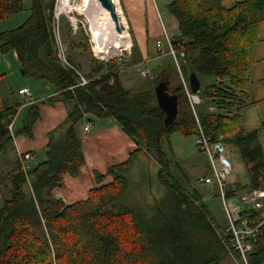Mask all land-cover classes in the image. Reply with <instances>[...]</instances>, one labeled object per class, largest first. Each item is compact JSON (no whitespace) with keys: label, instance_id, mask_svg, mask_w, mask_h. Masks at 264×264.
I'll return each mask as SVG.
<instances>
[{"label":"trees","instance_id":"16d2710c","mask_svg":"<svg viewBox=\"0 0 264 264\" xmlns=\"http://www.w3.org/2000/svg\"><path fill=\"white\" fill-rule=\"evenodd\" d=\"M27 9L20 24L0 31V52L14 51L25 74L50 83L60 99L74 100V106L49 132L40 160L17 155L16 167L0 175V264H219L230 251L226 223L212 217L174 154L179 176L173 174L161 138L174 132L197 136L199 124L238 152L248 173L242 188L248 192L262 188L264 153L257 130L242 126L239 112L250 92L254 28L264 0H243L231 6L221 0H170L168 10L179 31L170 42L183 55L186 80L191 72L198 76L201 85L196 94L202 103L197 106L198 119L184 111L168 127L154 89H126L114 62L95 65L90 81L78 85L76 73L58 57L54 0H29ZM23 10V0H0V21ZM77 44L83 46V40ZM133 57L130 66L141 60L139 53ZM181 92L179 82L173 93ZM205 105L215 110L208 111ZM19 106L17 102L0 109V150L15 149L3 127ZM88 112L114 117L136 148L106 173L96 172L97 185L85 199L66 204L54 195V189L65 174L77 176L85 162L76 127L82 113ZM142 153L152 154L158 166L153 180L142 169L134 190L127 172ZM107 175L111 180L104 182ZM225 190L226 197L235 195L229 187ZM263 257L264 235L249 260L256 264Z\"/></svg>","mask_w":264,"mask_h":264},{"label":"crops","instance_id":"0c3cea01","mask_svg":"<svg viewBox=\"0 0 264 264\" xmlns=\"http://www.w3.org/2000/svg\"><path fill=\"white\" fill-rule=\"evenodd\" d=\"M221 1L224 6H231L235 2L243 0ZM116 2L124 14L123 19L124 23L127 24L125 26H127L126 29L128 30L130 39L134 41L141 57L140 62L130 67L149 65L152 68L154 63L157 67L160 66V62L169 56H158L156 40L159 38L165 40V37L170 40L172 36L177 35L179 32L177 20L168 10L170 0H116ZM116 2L114 0V3ZM261 14V18L256 22L254 28L252 66L250 69V92L246 104L241 108L239 114L242 126L246 129L257 130L258 140L264 153V9ZM129 44V37L126 35L119 43L120 49L129 46ZM80 48L81 46L77 44L76 49L81 50ZM77 63L80 65L79 62ZM103 72L101 71L100 73ZM89 74H92V69L89 70ZM120 80L122 83L121 76ZM130 81L132 82V80H127V82ZM155 85L153 83V86ZM22 88H27L29 95L19 94L18 91ZM125 88L134 92L145 91ZM45 89L46 94L38 98L31 96L30 88L26 85H18L15 91L11 90L4 92L5 94L3 93L4 96L2 95L0 109L19 102L20 106L15 113L17 115L16 121L19 120L22 111H24V116L21 120L20 127L15 131V140L13 142L15 149L11 150L13 159L8 158L7 162L6 158H0L1 163H6L5 169L0 172V175H5L16 167L17 155L19 154L29 152L33 155L31 161H37V152L44 153L46 149L49 132L56 129L73 110L74 100L60 99L58 97V90L49 83H47ZM2 102L3 105H1ZM33 116L36 118L31 124V127H29L28 123L30 119L34 118ZM82 119L83 122L79 121L76 128L82 141L85 162L80 167L77 176L65 174L63 176V183L54 189V195L66 204L85 199L89 190L97 185L95 179L96 172L100 174L106 173L109 166L124 162L128 158L129 153L136 148L133 139L122 129L114 117H96L93 113L88 112L82 113ZM87 124L89 125V129L85 131L84 126ZM27 129H29L30 134L26 132ZM229 148L231 149L232 147ZM190 168L193 169L194 165H190ZM184 171L189 177L188 172L185 169ZM200 174L198 178L206 176L209 173L202 172ZM110 180L111 176L107 175L104 182H109ZM247 182L248 180L240 182L232 179L229 182L226 181V189L229 187L235 192L234 196L238 195L237 197H239L242 186ZM202 184L205 187L194 185L199 190L201 199L202 194L205 191L209 192L214 185ZM208 185L210 188H208ZM230 202L233 203L231 199ZM234 202L237 203L239 201L235 199ZM1 203L2 201L0 199V205ZM241 205H238L239 209H243Z\"/></svg>","mask_w":264,"mask_h":264},{"label":"rangeland","instance_id":"374dc122","mask_svg":"<svg viewBox=\"0 0 264 264\" xmlns=\"http://www.w3.org/2000/svg\"><path fill=\"white\" fill-rule=\"evenodd\" d=\"M81 2L82 0H72L74 6L81 4ZM83 2L86 4L87 0L86 2L85 0ZM23 3L25 5V10L8 17L3 21H0V31L15 27L25 19L28 14L27 7L29 5V0H23ZM58 3L59 0H54V32L56 33L57 37L56 44L60 62L61 56L65 55V57L69 59L75 66H77L79 71L87 78L91 76V74L88 75L89 70L93 69L95 65L103 64L106 66L110 62H114V65L119 70V76L122 77L123 85L136 91L150 90L154 87L153 82H155L156 84L159 81H168L170 93L174 92V88L179 82L183 86L181 76L183 75L185 79L186 77L184 76L181 69V62L183 61L182 53H180L179 55L176 52L177 62L171 56L166 55L169 57L161 61L160 66L158 67L155 63L152 68L149 65L130 67L129 62L132 58H134V55H138V52L132 47L133 42L130 39L128 30L126 29L127 26L125 25L127 24L124 23V14L121 12V9L117 2L114 3V5L121 12L123 21V24H121V26L124 32L122 34H118L114 29H112L110 32H108V35L102 38L94 33L104 32L107 28L100 26L94 28L91 27L93 25L90 20L91 16L89 12H80L79 10L73 8H66L65 10L58 11ZM126 35H128L129 37V46L117 50V44L120 43V41ZM73 36L75 37V40L72 41L71 37ZM79 39L83 40V46H81L80 48L81 50L76 49ZM72 57L73 60H71ZM76 61L79 62L80 65H78ZM169 63L171 64V68L168 66ZM105 70L106 69L102 71ZM143 71L146 75H142ZM127 80H132V82H127ZM45 82L46 81L43 79L25 74L14 51L10 50L5 53L0 52V102L4 96V92H9L11 90L15 91L18 85H26L27 87H29L31 96L34 98L44 96L46 94L45 88L47 87V83ZM197 96L198 102L192 107L190 99L187 96V93L185 92L183 86V93L181 92L178 95V118L184 111L193 113L194 110L197 113V106H200L202 103L201 97L199 95ZM3 102L1 105H3ZM204 109L208 111L215 110V108L211 105H205ZM23 116L24 111H22V113L20 114L19 120L16 121L15 131L18 127H20ZM80 122H83V119H81ZM161 143L172 161L173 174L179 176V172L173 162L174 160L172 154H174L180 166L186 171L190 168V165H194L193 169L190 168L189 171H187L190 177V181L193 185H196L198 187H205L201 182L198 183L196 180L201 175L200 173L207 172L210 174L211 170L205 155L198 150L195 135L184 136L180 132H174L168 138H161ZM226 149L228 150V154L233 166L232 171L230 175H228L226 181L229 182L230 180L234 179L236 181L245 182L246 180H248V173L245 163L241 160L236 150L232 148L230 149L227 146ZM43 155L44 153L38 151L36 156L37 161L40 160ZM12 156L13 153L10 147H7L5 150H0V158H6L7 162L8 158L13 159ZM154 158L155 157L152 154L142 153L135 160L134 164L128 169L127 174L133 181L134 190H136L138 187V184L135 180L139 179V175L143 170H147L148 173L150 172V175H152V180L155 179V170L158 165ZM5 166L6 163L0 162V172L5 169ZM214 186L215 185L212 186L209 192L205 191L202 194V201L206 202V204L208 205L212 217L215 218V220L219 224L223 225L226 223L223 204L220 195L218 194L217 187ZM208 188H210L209 185ZM160 189L162 190V188ZM259 190L264 191V182L262 183V188ZM251 193L252 191L248 192L245 188H242L240 194L237 192V194H239V197H237L238 195L231 197L230 199L233 202L232 205H234V209L239 210V204H242V208L247 207L248 204L242 203L241 198L243 196H248V194ZM235 199H237L239 202H234ZM256 200L264 201V197L256 198ZM219 264L243 263L234 252L229 251L228 254L220 260Z\"/></svg>","mask_w":264,"mask_h":264},{"label":"built area","instance_id":"2783aa9c","mask_svg":"<svg viewBox=\"0 0 264 264\" xmlns=\"http://www.w3.org/2000/svg\"><path fill=\"white\" fill-rule=\"evenodd\" d=\"M115 8L118 12L120 22L123 24L121 12L116 6ZM155 43L159 56L169 55L177 62L176 50L167 37H165V40L157 39ZM61 63L65 68L76 73L78 76V85L84 86L90 81V78L85 77L79 71L78 67L67 59L65 55L61 56ZM142 75H146L144 71L142 72ZM181 78L184 90L193 107L194 104L198 102V96L190 91L189 82L183 77V75ZM18 93L27 96L29 95V90L27 88H22ZM193 113L195 118L198 119L194 110ZM16 116V114L9 115L8 122L3 127L12 138L13 142L15 140ZM88 129L89 125L87 124L84 126V130L87 131ZM196 145L198 150L205 154L211 170L210 174L202 176L198 180L201 183L214 184L217 187L226 218L224 229L225 233L229 236L228 241L230 251L234 252L243 264H251L249 254L254 251L258 239L264 235V201L256 200V198L264 197V191H260L259 189L253 190L248 196H243L241 201L242 203H247L248 206L243 209L235 210L230 199L226 197V180L228 175H230L233 166L225 144L220 140L214 139L212 135L204 132L202 127L198 124ZM19 156L23 157L25 160L33 158V155L29 152L19 154ZM256 264H264V257Z\"/></svg>","mask_w":264,"mask_h":264},{"label":"water","instance_id":"95a60500","mask_svg":"<svg viewBox=\"0 0 264 264\" xmlns=\"http://www.w3.org/2000/svg\"><path fill=\"white\" fill-rule=\"evenodd\" d=\"M99 5L108 13L113 24L115 32L122 34L121 22L113 0H97ZM189 88L193 94H196L200 88V80L195 72L189 74ZM156 103L164 112L163 122L166 127L172 125L178 118V95L170 93L168 81H159L154 86Z\"/></svg>","mask_w":264,"mask_h":264},{"label":"bare ground","instance_id":"6f19581e","mask_svg":"<svg viewBox=\"0 0 264 264\" xmlns=\"http://www.w3.org/2000/svg\"><path fill=\"white\" fill-rule=\"evenodd\" d=\"M83 1L84 0H82L81 4L74 6L72 0H59L58 11L65 10L66 8H73L79 10L80 12H89L91 16L90 20L93 25L91 27L94 28L100 26L107 28L104 32H95L94 34L99 35L100 38L108 35V32L114 29L108 13L99 5L97 0H87L86 4Z\"/></svg>","mask_w":264,"mask_h":264}]
</instances>
